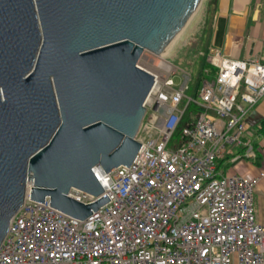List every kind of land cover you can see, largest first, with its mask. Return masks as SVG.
<instances>
[{"label":"water","instance_id":"1","mask_svg":"<svg viewBox=\"0 0 264 264\" xmlns=\"http://www.w3.org/2000/svg\"><path fill=\"white\" fill-rule=\"evenodd\" d=\"M203 11L204 0H0V245L26 196L79 221L110 201L92 169L130 167L140 150L154 78L138 62L174 63Z\"/></svg>","mask_w":264,"mask_h":264},{"label":"built area","instance_id":"2","mask_svg":"<svg viewBox=\"0 0 264 264\" xmlns=\"http://www.w3.org/2000/svg\"><path fill=\"white\" fill-rule=\"evenodd\" d=\"M153 57L144 52L138 62L154 85L135 160L108 174L92 169L110 201L79 221L49 207L48 197L41 204L26 196L0 245V264H264V225L253 202L264 173L223 175L216 166L228 147L243 145L248 112L264 97V51L235 60L209 48L203 73L213 77L194 97L190 75L178 88V69ZM192 106L197 111L180 127ZM246 156L254 157L251 148ZM68 196L97 200L77 189Z\"/></svg>","mask_w":264,"mask_h":264},{"label":"crops","instance_id":"3","mask_svg":"<svg viewBox=\"0 0 264 264\" xmlns=\"http://www.w3.org/2000/svg\"><path fill=\"white\" fill-rule=\"evenodd\" d=\"M207 16V49L235 60L258 59L264 51V0H214ZM241 146L228 147L216 166L221 174L248 178L264 173V97L250 109ZM251 148L254 157L246 156ZM238 160L234 161L235 158ZM253 202L256 222L264 225V178L257 184Z\"/></svg>","mask_w":264,"mask_h":264},{"label":"rangeland","instance_id":"4","mask_svg":"<svg viewBox=\"0 0 264 264\" xmlns=\"http://www.w3.org/2000/svg\"><path fill=\"white\" fill-rule=\"evenodd\" d=\"M210 0H204V11L201 19V24L199 28L196 30L195 36L193 37L192 41L188 45L187 49L182 53V55L174 62L172 63L171 61L163 58L162 56H156L153 57V64L155 62H158V65H161V62L168 61L170 62L173 66H175L178 69V74L174 76V84L176 87H181L182 84L185 82L183 79V76L190 75L192 79L187 83L189 86V91L187 94H191L192 90L195 87V79L197 74L199 73V62L202 59V55L204 53L207 54L208 49L206 50V41L208 37V23H207V16H208V5H209ZM205 50L207 52H205ZM206 63V62H205ZM152 64V66H153ZM156 65V63H155ZM210 69L209 65L206 64V67L204 70ZM212 75H206L202 73V78L203 79H212ZM194 79V81H193ZM174 140L177 139V136H174ZM168 148H171L169 146Z\"/></svg>","mask_w":264,"mask_h":264},{"label":"trees","instance_id":"5","mask_svg":"<svg viewBox=\"0 0 264 264\" xmlns=\"http://www.w3.org/2000/svg\"><path fill=\"white\" fill-rule=\"evenodd\" d=\"M215 4V2H214V0H210V2H209V5H208V15L211 13V11H212V7H213V5ZM207 18H209V17H207ZM208 42L206 41V44H207ZM206 50H207V46H206ZM205 50V52H207ZM203 57H202V59L203 60H201L200 62H199V73L197 74V76H196V79H195V87H194V89L192 90V92H191V96H195V93H196V91H197V89L200 87V84H201V81L203 80V78H202V73H203V71H204V68L206 67V63H205V56H206V53H204L203 55H202ZM193 81H194V79H193ZM197 110L192 106V107H190L189 108V111H188V113H187V115H186V117H185V119H184V121L181 123V126L180 127H183V126H185L188 122H189V120H190V115H191V113H194V112H196ZM264 128V127H263Z\"/></svg>","mask_w":264,"mask_h":264},{"label":"bare ground","instance_id":"6","mask_svg":"<svg viewBox=\"0 0 264 264\" xmlns=\"http://www.w3.org/2000/svg\"><path fill=\"white\" fill-rule=\"evenodd\" d=\"M156 65H158L159 63L158 62H155ZM146 69V72L148 71V73L150 72L151 73V69L149 67L145 68ZM143 70V69H142ZM98 176L100 177V174L98 173Z\"/></svg>","mask_w":264,"mask_h":264}]
</instances>
